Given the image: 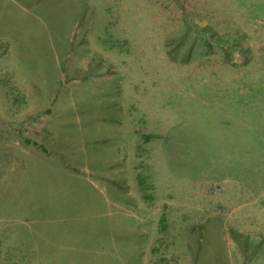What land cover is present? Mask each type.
<instances>
[{
  "label": "rangeland",
  "instance_id": "rangeland-1",
  "mask_svg": "<svg viewBox=\"0 0 264 264\" xmlns=\"http://www.w3.org/2000/svg\"><path fill=\"white\" fill-rule=\"evenodd\" d=\"M0 264H264V0H0Z\"/></svg>",
  "mask_w": 264,
  "mask_h": 264
}]
</instances>
